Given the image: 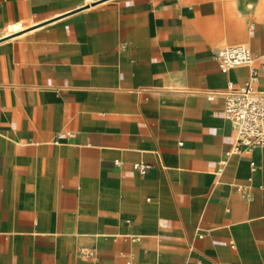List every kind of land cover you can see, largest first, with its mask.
<instances>
[{
	"label": "crops",
	"instance_id": "crops-1",
	"mask_svg": "<svg viewBox=\"0 0 264 264\" xmlns=\"http://www.w3.org/2000/svg\"><path fill=\"white\" fill-rule=\"evenodd\" d=\"M254 68L264 0H0V264H264Z\"/></svg>",
	"mask_w": 264,
	"mask_h": 264
},
{
	"label": "built area",
	"instance_id": "built-area-1",
	"mask_svg": "<svg viewBox=\"0 0 264 264\" xmlns=\"http://www.w3.org/2000/svg\"><path fill=\"white\" fill-rule=\"evenodd\" d=\"M222 71L239 65L251 66L254 61L252 49L246 44L227 45L215 54ZM257 78L254 68L250 81L236 86L229 82L223 94L225 96L224 112L232 121L240 140L250 146H264V92L258 90L253 82ZM215 96L210 92L209 97ZM62 134H59L61 136ZM135 168L145 171L146 163L136 162Z\"/></svg>",
	"mask_w": 264,
	"mask_h": 264
}]
</instances>
